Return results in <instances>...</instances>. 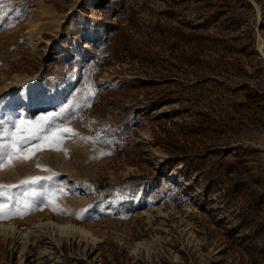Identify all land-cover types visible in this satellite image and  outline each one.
<instances>
[{"label": "rangeland", "instance_id": "374dc122", "mask_svg": "<svg viewBox=\"0 0 264 264\" xmlns=\"http://www.w3.org/2000/svg\"><path fill=\"white\" fill-rule=\"evenodd\" d=\"M0 99V220L102 239L39 264H264V0H0ZM68 102L73 133L8 160L14 121Z\"/></svg>", "mask_w": 264, "mask_h": 264}, {"label": "bare ground", "instance_id": "6f19581e", "mask_svg": "<svg viewBox=\"0 0 264 264\" xmlns=\"http://www.w3.org/2000/svg\"><path fill=\"white\" fill-rule=\"evenodd\" d=\"M75 237L80 238L84 250H97L102 243V239L86 224L77 223L70 218L56 219L49 216L48 212L39 214L26 228H21L14 219L0 220V238L16 248L20 262L31 258L34 264L42 263L51 257L55 249L60 248L63 238L71 240ZM43 238H47L55 246L46 245L36 254V246ZM140 244L146 245V242L141 240L138 242Z\"/></svg>", "mask_w": 264, "mask_h": 264}, {"label": "snow or ice", "instance_id": "6c2138e0", "mask_svg": "<svg viewBox=\"0 0 264 264\" xmlns=\"http://www.w3.org/2000/svg\"><path fill=\"white\" fill-rule=\"evenodd\" d=\"M4 103L5 102L0 99V104ZM72 103L73 102L64 103L59 112H41L34 123L32 121L26 122L23 119H20L18 122L14 121L13 123L15 131L12 133L13 140L10 144L12 151L8 155V160L11 161L13 155H15L17 152L22 153V156L20 157L21 159L28 160L35 154V152L43 150L42 144L34 143L36 140L43 139L44 143L51 145L58 141L61 136H66L73 133L71 128L62 127L65 121L71 119L75 115V112L71 110ZM12 111V109H9V114H11ZM15 111L18 112L19 108L17 107ZM56 117H61L62 119L57 120ZM25 124H27V126H24ZM21 133H27V135H21ZM0 147H5V145H0ZM0 167H3L2 163H0ZM37 167L42 166L38 164ZM41 179L51 180L52 177L31 176L22 179L19 183L20 185H29ZM5 187V185L0 184V196L4 195L2 189ZM7 187H15V185H8ZM60 190L61 189H57V191ZM44 194V190L37 191L33 189L31 192L32 196ZM8 199H11V197H8ZM50 203L54 204V202L51 201ZM25 206L28 205L26 204ZM6 207H8L6 204L0 203V218H3ZM53 210H56L55 204L53 206Z\"/></svg>", "mask_w": 264, "mask_h": 264}]
</instances>
